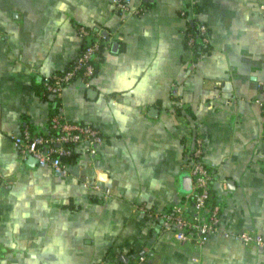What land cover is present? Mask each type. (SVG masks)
I'll return each mask as SVG.
<instances>
[{"label": "crops", "instance_id": "0c3cea01", "mask_svg": "<svg viewBox=\"0 0 264 264\" xmlns=\"http://www.w3.org/2000/svg\"><path fill=\"white\" fill-rule=\"evenodd\" d=\"M192 18L208 31L198 57L186 43ZM81 26L106 31L98 70L41 98L36 83L77 57ZM259 100L264 0H128L127 9L114 0H0V264H115L141 254L143 264H264L262 248L234 236L264 234ZM56 101L63 119L103 137L95 154L76 144L65 175L13 140L25 127L47 132ZM185 104L194 117L176 111ZM195 132L212 175L208 205L221 216L201 245L177 242L140 208L178 203L194 213L186 152Z\"/></svg>", "mask_w": 264, "mask_h": 264}, {"label": "built area", "instance_id": "2783aa9c", "mask_svg": "<svg viewBox=\"0 0 264 264\" xmlns=\"http://www.w3.org/2000/svg\"><path fill=\"white\" fill-rule=\"evenodd\" d=\"M114 3L117 8H128V0H114ZM140 11L141 8L135 9L137 13ZM182 13L184 12L182 11ZM79 33L81 36H88L89 29L81 26L79 27ZM95 33V35H98L99 31ZM198 34L202 37V41L207 43L208 31L205 23H198ZM185 36L186 43L192 47L194 43L193 35L188 31L185 32ZM98 48L99 42L96 38L95 41L85 46L77 54L75 58L77 61L70 69L62 70L61 72L54 71L43 75L45 87L42 92L48 95H56L61 91L63 86L74 79L78 77L88 79L92 76L94 65L89 60L97 57L95 52ZM81 68V75L75 78L76 72ZM259 102L261 101L259 100ZM261 104L264 110V102H261ZM50 119V128L58 130L57 133H32L28 127H25L22 133L14 135L13 140L20 147L24 156L30 155L38 163L51 167L55 173L65 175L67 174L68 162L62 158L69 155L72 151L67 143H70L74 147L80 142H86L89 145L90 153L95 154L97 152V145L102 141L103 137L99 129L92 124L67 121L58 112L53 113ZM191 138V146L186 152V166L193 182L191 191L186 196H193L191 206L194 213L191 216L187 215L183 205L178 203L160 212L145 207L140 208L148 216L160 218L163 221V227L173 232L177 242L183 243L187 239L195 237L196 244L201 245L210 234L219 230L221 216L217 205H208L212 175L204 164L202 138L197 132ZM261 140L264 142V132L262 133ZM93 188L100 189L99 183H94ZM109 191V188L106 187L105 192L109 193ZM204 210L206 213H204ZM234 236L244 243H253L264 250V234L240 230L234 233ZM144 259V255L141 254L128 263L118 262L115 264H143Z\"/></svg>", "mask_w": 264, "mask_h": 264}, {"label": "trees", "instance_id": "16d2710c", "mask_svg": "<svg viewBox=\"0 0 264 264\" xmlns=\"http://www.w3.org/2000/svg\"><path fill=\"white\" fill-rule=\"evenodd\" d=\"M200 21H198V19L196 18H192L190 19L189 23H188V26H187V29H186V32H190L192 35H193V38H194V43H193V46H192V49H193V53H194V56L195 57H198L201 53H203L204 51H206L208 49V44L204 43L202 41V37L198 34V23ZM89 29V35H83L82 36V42H81V46H80V49H79V52L82 51L85 46H87L88 44L92 43L93 41H95V39L97 38L98 42H99V48L97 49V51L95 52L96 54H100L101 51L103 50L104 48V39L106 38V35H104L102 32H101V28L98 27V26H90V27H87ZM96 31H99L98 35H95ZM95 33V34H94ZM97 56V55H96ZM77 60L74 59L72 60L66 67L65 69L63 70H66V69H70L74 63L76 62ZM90 62L93 63L94 65V71H93V74L94 75L96 73V71L98 70L99 66H98V61L94 58H91L89 60ZM56 72H61V71H56ZM82 73V68L79 69L77 72H76V75H75V78L76 76H79L81 75ZM50 81L52 82V80L50 79ZM45 87V84H44V81H43V76L40 77V80H38V82L36 83L35 85V90H36V93L41 97V98H45L46 97V94L43 93V88ZM57 105H58V101H56L53 109H52V112H51V115H53V113H55L57 111ZM176 111H185L187 114L190 115V117H194V113L192 112L191 108L189 105L185 104V105H181V106H176ZM51 122V119L50 121ZM48 133H57L58 130H55V129H51L50 128V123H49V128H48ZM46 132V133H47ZM67 145L71 148V153L67 156H63V160L67 161L68 159H74L77 157V152L74 151V147L70 144V143H67ZM204 164H205V160H204ZM206 166V164H205ZM192 199H193V196L190 195L188 197V200L190 202H192ZM169 209V208H168ZM204 213H206V211L204 210Z\"/></svg>", "mask_w": 264, "mask_h": 264}, {"label": "water", "instance_id": "95a60500", "mask_svg": "<svg viewBox=\"0 0 264 264\" xmlns=\"http://www.w3.org/2000/svg\"><path fill=\"white\" fill-rule=\"evenodd\" d=\"M103 33H106V31H103ZM32 157V156H31ZM34 158V157H33ZM35 159V158H34Z\"/></svg>", "mask_w": 264, "mask_h": 264}]
</instances>
